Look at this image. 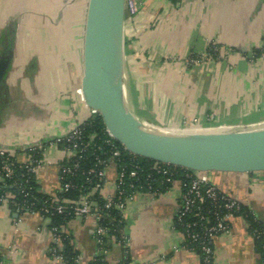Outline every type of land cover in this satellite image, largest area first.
I'll list each match as a JSON object with an SVG mask.
<instances>
[{"label":"crops","instance_id":"1","mask_svg":"<svg viewBox=\"0 0 264 264\" xmlns=\"http://www.w3.org/2000/svg\"><path fill=\"white\" fill-rule=\"evenodd\" d=\"M87 1L0 0V147L19 160L22 150L66 134L92 114L82 90ZM77 24L79 39L75 32L59 37L61 25L74 31ZM122 52L126 104L154 130L264 127V0H143L125 17ZM42 159L38 190L56 197L67 155L51 145ZM199 175L264 225V171ZM115 179V168L107 167L102 194H113ZM182 189L176 179L166 190L135 193L118 236L106 235V253L93 216L65 221L61 232L76 253L73 264L97 257L107 264H202L175 225ZM228 222L229 230L212 240L211 264H264L245 217L232 214ZM50 223L39 212L0 203V264H67L51 252Z\"/></svg>","mask_w":264,"mask_h":264},{"label":"built area","instance_id":"2","mask_svg":"<svg viewBox=\"0 0 264 264\" xmlns=\"http://www.w3.org/2000/svg\"><path fill=\"white\" fill-rule=\"evenodd\" d=\"M142 4L143 0H124L126 16L133 17L139 11ZM198 60L199 57H196L192 62L196 63ZM95 114H97V112L92 110L90 117ZM80 125L81 123L76 124L66 134L57 136L46 143L39 142L37 145L22 150L21 155L24 157L23 160L17 159L7 148L0 147V185H2L3 188L15 186V188L23 192L24 195H28V191L31 188L27 186V176L32 175L36 181L35 177L37 171L39 167L45 163L44 159L34 156L35 150L39 149L43 155L51 145L61 148L67 155V159L72 160V164L67 165L63 168L62 173H59V194H57L56 197H49L45 201L46 204L41 208L42 213L40 214L42 216L49 213L67 214L72 218L93 216L97 221L95 233L99 249L101 252L106 253L107 248H105L103 237L109 232L110 228L103 225L102 220L108 216V210L115 208L119 215L118 221L121 222L123 221V210L125 205L135 193L149 192L154 194L161 190L152 187L150 174H146L144 184L140 183L139 165L135 157L130 158L127 164L121 163L122 150L116 145L118 141L105 127V136L101 140L102 145H96V150L101 151L104 155L102 158H96V163L100 165V168L96 169L91 167L86 170V173L91 174L94 178L92 189L83 192L75 199L61 196L60 194L74 187L72 183L65 180L64 174L72 175L74 173L78 167V160L81 157V153L85 151L90 144V142L84 143L82 141ZM61 142H65L64 145L60 146ZM123 149L126 150L124 146ZM128 152L136 155L130 151ZM109 166H113L116 170L115 188L113 194L104 195L101 191L105 183V169ZM152 167L156 173L160 175L161 179H163L162 181L171 182L173 173L175 172L174 169L179 166L154 160ZM179 168L183 170V177L186 178V180H181L183 189L179 200V209L175 218L183 227L184 242L188 240L198 245L201 251L200 257L202 263L211 264L213 257L212 240L216 235L229 230L228 220L232 215L231 210L238 209L240 205L234 198L214 186L207 177L195 174L194 170L183 167ZM17 171H19L21 180L14 179ZM7 179L13 180V182H8L6 181ZM94 191L100 193L103 200L102 204H98L92 198ZM4 201L13 204L17 210L24 209V206L16 202L13 193L9 190H4L0 193V203ZM207 202H211L214 205L220 202L221 204L218 205L227 210V212L223 214L214 211V222L210 225H207L208 214L205 209ZM185 215L189 216L190 219L185 220ZM195 227H199L204 231L200 232L195 230ZM120 229L121 227L115 229V231L119 234ZM50 230L52 236L51 252L55 257L63 259V256L59 253L62 247L59 231L55 227L50 228ZM184 245L189 250L195 252L194 246L188 247L186 243Z\"/></svg>","mask_w":264,"mask_h":264},{"label":"water","instance_id":"3","mask_svg":"<svg viewBox=\"0 0 264 264\" xmlns=\"http://www.w3.org/2000/svg\"><path fill=\"white\" fill-rule=\"evenodd\" d=\"M124 0H88L82 43L86 104L126 150L194 171H264V127L164 133L140 121L124 94ZM0 68V75H1Z\"/></svg>","mask_w":264,"mask_h":264},{"label":"trees","instance_id":"4","mask_svg":"<svg viewBox=\"0 0 264 264\" xmlns=\"http://www.w3.org/2000/svg\"><path fill=\"white\" fill-rule=\"evenodd\" d=\"M81 131H82V141L90 142L87 149L81 153V157L78 160V167L74 171L72 175L64 174L65 180L69 181L74 185L73 188H71L69 191L64 192L63 194H60L63 197H67L70 199H75L79 197L80 194L83 192L90 191L94 184V178L91 176V174H87L86 170H88L91 167H94L96 169L100 168V165H98L96 162V158H102L104 155L101 153V151L96 150V145H102V139L105 136V125L100 118L98 114H95L92 117H89L87 120L81 123L80 125ZM65 142H61L60 146L64 145ZM116 145L122 150V157H121V163L127 164L129 162L130 158L135 157L136 161L139 165V175L141 177L140 183L144 184V180H146V174H150L151 185L153 188L159 189V190H166L171 183L176 180L180 179L182 181L186 180V178L183 177V170L179 167H176L174 169V173L172 176L171 182H165L162 181L160 175L156 173V171L153 169L152 165L154 163V160L139 156V155H133L129 153L128 151L123 149V146L116 142ZM34 156L36 158H42V153L39 149L35 150ZM72 164V160L64 159L63 162L60 165L59 173H62L63 168H65L67 165ZM14 179L21 180V177L19 176V171L14 176ZM27 186H29L31 189L28 191V195H24L23 192L19 191L15 188V186H8L6 188H3L2 185H0V193L4 190H9L13 193L14 198L16 202H18L20 205L24 206L25 209H31L36 212L42 213L41 208L46 204L45 201L50 197L46 194L41 193L38 190L37 183L34 180V177L31 175L27 176ZM10 181L11 183L13 180H6ZM145 189V188H143ZM59 194V193H58ZM92 198L98 203L102 204V198L100 196V193L98 191H94L92 194ZM218 204H221L220 202L212 204L211 202H207L205 205V209L208 214V223L207 225H210L214 222V216L213 212L218 211L220 214H223L227 212L222 206H219ZM13 206V204H12ZM14 207V206H13ZM15 208V207H14ZM232 214H240L245 217V219L248 222L249 231L253 236L256 250L260 256V260L264 261V225L256 220L253 215L243 206L240 205V207L236 210H231ZM44 216L49 217L51 220L50 228L55 227L61 236V242L62 247L59 250V253L63 256V259L67 264H73L76 253L73 250V246L69 239L64 236V234L61 232V225L71 219L72 217L67 214H58V213H52V214H44ZM119 215L115 208H111L108 210V216L105 217L102 220V224L109 227L110 230L106 235L111 236H118V232L115 231V229L122 227V222L118 221ZM185 220L190 219L189 216H184ZM114 220V221H112ZM175 225L177 228L183 230V227L180 225V223L175 218ZM195 230H198L200 232H203V229H200L199 227H195ZM103 237V240L105 242V248H108L107 244V236ZM189 246L195 247V252L197 254H201V251L198 247V245L191 243L190 241L184 242V244ZM201 256V255H200ZM90 264H107L104 260L101 259V257L95 258ZM203 264V263H202Z\"/></svg>","mask_w":264,"mask_h":264},{"label":"rangeland","instance_id":"5","mask_svg":"<svg viewBox=\"0 0 264 264\" xmlns=\"http://www.w3.org/2000/svg\"><path fill=\"white\" fill-rule=\"evenodd\" d=\"M60 21H63V19H61L60 18ZM65 26V27H64ZM80 27H82V25H79V24H77V25H75V28H74V31H73V25H61V28H60V30L57 32L58 34H59V37H62V36H64L65 34H67V33H69L70 34V36L72 37V34H74V32L76 33L75 34V38L77 39H79L80 37H81V32L79 31V28ZM56 33V32H55ZM39 34H41V31H38L37 30V33H36V35L38 36ZM52 35V34H51ZM49 36V35H48ZM67 36V35H66ZM125 94H126V92H125ZM129 109H130V111L141 121V119H140V115H139V113L137 112V110H135V109H132L130 106H129ZM93 110V109H92ZM88 117V116H87ZM86 117V118H87ZM90 117V116H89ZM85 120H87V119H84L83 121H85ZM83 121H81V122H83ZM195 172V174H198L199 175V173L201 172V171H194Z\"/></svg>","mask_w":264,"mask_h":264},{"label":"bare ground","instance_id":"6","mask_svg":"<svg viewBox=\"0 0 264 264\" xmlns=\"http://www.w3.org/2000/svg\"><path fill=\"white\" fill-rule=\"evenodd\" d=\"M153 127V126H152ZM155 129V128H154Z\"/></svg>","mask_w":264,"mask_h":264}]
</instances>
